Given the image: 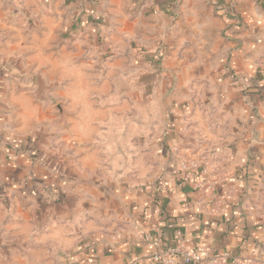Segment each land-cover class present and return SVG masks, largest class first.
Returning <instances> with one entry per match:
<instances>
[{
	"label": "crops",
	"instance_id": "0c3cea01",
	"mask_svg": "<svg viewBox=\"0 0 264 264\" xmlns=\"http://www.w3.org/2000/svg\"><path fill=\"white\" fill-rule=\"evenodd\" d=\"M51 1L74 11L77 29L94 25L106 15L102 4H108V11L111 4ZM128 3L151 36L177 38L175 43L155 42L156 48L180 49L184 43L201 53L189 60V67L206 68L208 74L215 69L217 91L210 96L216 101L215 124L209 130L206 122L199 131L186 124L183 138L173 132L176 124L167 127L160 148L165 164L157 177L114 191L119 220L104 226L94 222L70 234L49 232L56 264H155L154 252L175 246L200 253L202 260L189 264H264V0ZM14 64L0 53V205L21 197L49 211L55 204L62 212L72 179L60 158L36 143L33 135L43 119L17 99L23 83ZM173 114L176 123L185 116L180 110ZM110 208L103 205L106 214ZM60 221L46 227L57 229L52 224L62 226ZM4 224L16 223L0 220V227ZM225 251L230 257L215 262ZM0 252V258L10 257ZM177 261L186 264L182 257Z\"/></svg>",
	"mask_w": 264,
	"mask_h": 264
},
{
	"label": "rangeland",
	"instance_id": "374dc122",
	"mask_svg": "<svg viewBox=\"0 0 264 264\" xmlns=\"http://www.w3.org/2000/svg\"><path fill=\"white\" fill-rule=\"evenodd\" d=\"M46 1L0 0V53L15 62L23 83L17 99L43 119L36 143L60 158L72 181L62 212L21 197L0 205V220L16 223L0 227V251L10 256L0 264H56L49 232L70 234L119 220L114 191L157 177L165 164L160 148L167 127L176 124L173 132L182 134L186 124L198 129L207 122L209 130L215 124V69L208 74L187 64L201 53L184 43L156 48L155 42L177 38L151 36L128 0H110V11L102 4L106 15L78 29L66 3ZM174 110L185 115L181 122ZM57 216L63 225L47 228Z\"/></svg>",
	"mask_w": 264,
	"mask_h": 264
},
{
	"label": "built area",
	"instance_id": "2783aa9c",
	"mask_svg": "<svg viewBox=\"0 0 264 264\" xmlns=\"http://www.w3.org/2000/svg\"><path fill=\"white\" fill-rule=\"evenodd\" d=\"M185 166V164H183ZM182 257L183 261L186 264L192 262H200L202 257L197 250L188 249L184 247H169L166 249H161L154 252L152 259L155 264H178L177 257ZM230 253L228 251L222 252L219 256L214 258V261L217 262L221 259H228Z\"/></svg>",
	"mask_w": 264,
	"mask_h": 264
},
{
	"label": "water",
	"instance_id": "95a60500",
	"mask_svg": "<svg viewBox=\"0 0 264 264\" xmlns=\"http://www.w3.org/2000/svg\"><path fill=\"white\" fill-rule=\"evenodd\" d=\"M61 110H62V109H60V115L62 114ZM61 116H62V115H61Z\"/></svg>",
	"mask_w": 264,
	"mask_h": 264
}]
</instances>
